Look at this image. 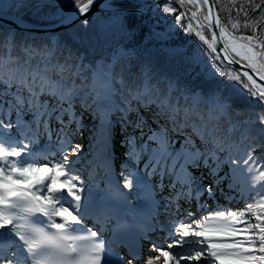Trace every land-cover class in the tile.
<instances>
[{
	"label": "snow or ice",
	"instance_id": "1",
	"mask_svg": "<svg viewBox=\"0 0 264 264\" xmlns=\"http://www.w3.org/2000/svg\"><path fill=\"white\" fill-rule=\"evenodd\" d=\"M69 2L0 0V264H132L138 254L130 250L126 259L117 246L130 245L117 237L134 230L139 244L165 227L162 213L172 240L154 244L159 255L146 264H264V112L251 118L234 107L241 94L264 102V83L254 78L264 82V0L247 7L232 0L223 18L217 0L160 5L173 23L149 35L162 42L177 29L193 35L197 49L184 58V74L206 88L176 74L158 77L150 63L134 65V50L122 43L86 62L79 52L95 51L101 39L133 41L130 19L143 24L147 6ZM95 5L105 16L89 34ZM45 6L56 11L43 19L67 35L36 45L23 36L31 27L25 16ZM85 114L93 121L91 159L75 142ZM116 125L122 187L114 180Z\"/></svg>",
	"mask_w": 264,
	"mask_h": 264
},
{
	"label": "trees",
	"instance_id": "2",
	"mask_svg": "<svg viewBox=\"0 0 264 264\" xmlns=\"http://www.w3.org/2000/svg\"><path fill=\"white\" fill-rule=\"evenodd\" d=\"M37 1L45 0H30L31 4ZM65 0H63L64 2ZM148 0L147 2H149ZM259 3V0H256ZM232 0H217L216 9L219 11L221 7H225V11L221 13L222 18L227 17V6L231 5ZM237 4H244L247 7L248 0H236ZM69 8L71 3H65ZM125 6H129L127 3ZM179 8V5H175ZM191 7V6H189ZM181 11L184 9L180 8ZM195 10V9H193ZM56 9L49 8L47 6L43 8L33 7L27 12L25 18L35 24H49L52 23L46 19H43L49 13H54ZM190 15V13H189ZM105 13H97L92 15V20H90L88 26L89 34H92L95 27L99 25ZM234 16V14H233ZM144 23L141 24L139 20L135 17L130 19L131 24H135L138 31L136 38L130 43L125 40H121L119 37L115 39H101L98 45H95V51L92 50H81L79 55L86 57V62L94 59H98L101 55H107L113 47L118 43L124 44L126 48L134 50L133 54V64L150 63L153 67L154 72L158 77H162L166 74L172 75L176 74L181 77L182 83H188L193 87H207L203 81L195 79L194 77H189L184 74V69L186 67L184 63L185 57H191L197 49L196 38L193 35L185 33L181 29H177L173 34H171L165 41H159L149 35V29L155 28L156 32H162L165 30L167 24L173 23L171 17L168 14L162 13L160 10V5L151 10V12L145 15L143 18ZM241 23H243V16L240 17ZM159 22V27H155L156 23ZM195 24V22H193ZM81 32L84 31L83 28L80 29ZM245 34H251L249 30ZM66 33L57 34H42L36 32H24L23 36L29 41L34 42L36 45L44 44L48 41H54L58 36L66 37ZM205 35H210L205 31ZM21 37H17L19 40ZM179 50L181 55H175L174 51ZM67 55V53H65ZM135 70V69H134ZM223 80V78H221ZM230 91L234 88L236 92H239V86L231 84ZM235 105L237 109L243 110L244 114L248 117L255 118V115L260 112H264V102H257L255 97H245L242 94L238 97H234Z\"/></svg>",
	"mask_w": 264,
	"mask_h": 264
},
{
	"label": "water",
	"instance_id": "3",
	"mask_svg": "<svg viewBox=\"0 0 264 264\" xmlns=\"http://www.w3.org/2000/svg\"><path fill=\"white\" fill-rule=\"evenodd\" d=\"M164 0H152L150 3L145 4L147 6V12L146 15L149 14L151 12L152 9H154L155 7L163 4ZM103 3V0H101V4ZM40 2H37L35 5H39ZM217 11V10H216ZM103 13V11L101 10L100 5H95L93 6V8L91 9V11L88 13L89 16L96 14V13ZM82 19V18H81ZM26 22L31 26L29 29H27L26 31H32V32H41V33H55V32H63L62 29H58L56 27H53L52 24L51 25H37L34 24L30 21ZM0 23H6V21H0ZM76 24H79V20L76 21ZM235 67H240V65H235ZM250 74H251V70H249ZM254 78L257 79L258 83H264V82H260L258 77Z\"/></svg>",
	"mask_w": 264,
	"mask_h": 264
},
{
	"label": "bare ground",
	"instance_id": "4",
	"mask_svg": "<svg viewBox=\"0 0 264 264\" xmlns=\"http://www.w3.org/2000/svg\"><path fill=\"white\" fill-rule=\"evenodd\" d=\"M86 116H87V115H85L84 118H87ZM84 122H85V121H84ZM116 126H117V125H116ZM86 142L88 143V139H86V138H84V139L81 140V143H86ZM88 146H89V144L86 145V146H84V147H85V148H89ZM116 150H118V149H116ZM122 152H124V151H122V150H119V151H118V153H119L120 155L122 154ZM88 153H90V152H88Z\"/></svg>",
	"mask_w": 264,
	"mask_h": 264
},
{
	"label": "rangeland",
	"instance_id": "5",
	"mask_svg": "<svg viewBox=\"0 0 264 264\" xmlns=\"http://www.w3.org/2000/svg\"><path fill=\"white\" fill-rule=\"evenodd\" d=\"M66 3H70L69 0H65ZM117 146H119L118 142H117ZM123 153V152H122ZM241 206H238V207H234V209H240Z\"/></svg>",
	"mask_w": 264,
	"mask_h": 264
}]
</instances>
